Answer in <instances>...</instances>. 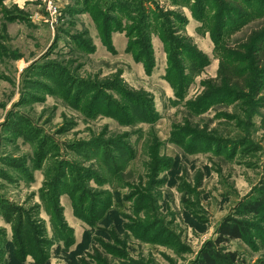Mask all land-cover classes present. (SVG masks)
Returning a JSON list of instances; mask_svg holds the SVG:
<instances>
[{"label":"rangeland","instance_id":"1","mask_svg":"<svg viewBox=\"0 0 264 264\" xmlns=\"http://www.w3.org/2000/svg\"><path fill=\"white\" fill-rule=\"evenodd\" d=\"M263 32L256 0H0V264H264Z\"/></svg>","mask_w":264,"mask_h":264},{"label":"trees","instance_id":"2","mask_svg":"<svg viewBox=\"0 0 264 264\" xmlns=\"http://www.w3.org/2000/svg\"><path fill=\"white\" fill-rule=\"evenodd\" d=\"M246 3H251L252 1L248 2V0H245ZM239 2V1H238ZM258 8L264 12V0H256ZM261 36L263 37L261 42L259 41L257 45L254 47V56H256L258 59H262V56L264 57V32L261 33ZM221 67L218 70V78L221 77L222 71ZM228 81L229 79L235 77L234 72L231 69H227L226 71ZM260 205L255 206V209H257ZM245 232L247 233L246 228L244 227L243 223L238 224V225H232V224H227L223 225L221 228V233L223 235L229 236L230 238L233 239H239L244 237ZM224 241V240H223ZM211 252L206 251V253L203 255L202 260L199 262V264H217V261L210 255ZM232 262L234 261V256H232ZM235 264V263H234Z\"/></svg>","mask_w":264,"mask_h":264},{"label":"built area","instance_id":"3","mask_svg":"<svg viewBox=\"0 0 264 264\" xmlns=\"http://www.w3.org/2000/svg\"><path fill=\"white\" fill-rule=\"evenodd\" d=\"M49 8H51V3H49Z\"/></svg>","mask_w":264,"mask_h":264}]
</instances>
